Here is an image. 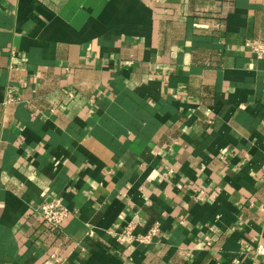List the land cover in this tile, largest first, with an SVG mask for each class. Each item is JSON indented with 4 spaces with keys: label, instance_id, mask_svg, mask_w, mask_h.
Listing matches in <instances>:
<instances>
[{
    "label": "crops",
    "instance_id": "crops-1",
    "mask_svg": "<svg viewBox=\"0 0 264 264\" xmlns=\"http://www.w3.org/2000/svg\"><path fill=\"white\" fill-rule=\"evenodd\" d=\"M247 41L264 0H0V264H264Z\"/></svg>",
    "mask_w": 264,
    "mask_h": 264
},
{
    "label": "built area",
    "instance_id": "built-area-1",
    "mask_svg": "<svg viewBox=\"0 0 264 264\" xmlns=\"http://www.w3.org/2000/svg\"><path fill=\"white\" fill-rule=\"evenodd\" d=\"M246 47L253 52L257 58H264V43L246 42ZM39 213L45 224L53 231H61L64 222L69 216V209L64 205L61 198L50 197L45 199L39 207ZM134 224L130 223L124 227L121 236L130 242L150 243L159 232V225L156 224L146 234H136Z\"/></svg>",
    "mask_w": 264,
    "mask_h": 264
}]
</instances>
